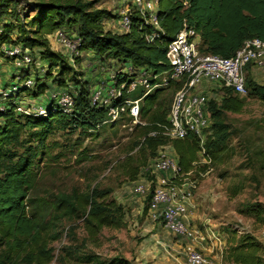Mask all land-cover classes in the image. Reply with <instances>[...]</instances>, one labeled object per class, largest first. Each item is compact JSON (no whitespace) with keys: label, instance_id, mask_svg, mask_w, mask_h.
Here are the masks:
<instances>
[{"label":"trees","instance_id":"trees-1","mask_svg":"<svg viewBox=\"0 0 264 264\" xmlns=\"http://www.w3.org/2000/svg\"><path fill=\"white\" fill-rule=\"evenodd\" d=\"M102 1L38 0L35 16L30 22L21 24L15 15L16 1L0 0V46H19L31 56L32 66L37 71L43 69L35 78L38 91L28 94L33 97L42 95L47 89L51 92L68 90L74 97L71 116L50 113L45 118L28 117L11 110L0 124V264H50L54 260L53 244L61 239L65 228L69 227L71 233L73 225L82 219L86 235L95 238L104 228L119 227L118 221L124 215L122 207L114 201L103 200L97 190L86 194L62 192L45 197L37 189L40 176L35 170L36 159L50 158L43 150L38 156L30 144L25 148V142L20 140L22 130L29 129L30 137L44 147L55 129V121H64V128L82 129L94 136L105 126L116 125H103L107 120L106 110L91 105L92 89L98 81L83 79V73L75 68L79 58L73 60V65L68 54L51 47L49 36L57 30H64L68 37L80 39L79 53H91L100 62L109 59L121 66L128 65L151 73L167 69V45L183 24L199 34L198 51L202 55L229 58L246 40H264V0H158L156 14L161 31L152 43L145 40L152 28L144 25L137 12L131 15L128 33L105 30L103 23L118 15L100 8ZM251 69V65H247L245 87L264 100V85L258 84L253 76V79L249 77ZM116 79L117 82L124 80L121 76ZM185 84H176V90L183 89ZM161 92L157 90L142 99L139 118L148 121L144 122L145 125H135L142 127L145 134L143 142L151 150L168 142L163 137L148 135L156 128L155 123L167 122ZM141 95L142 90H136L130 98L137 99ZM243 98L226 90L223 96L208 103L211 133L202 145L191 134L170 142L183 173L194 169L195 163L200 161V154L212 161L219 159L228 149L230 131L226 114L240 113L245 105ZM154 108L155 112L152 111ZM20 119L24 121L20 123ZM58 157L54 156L52 161ZM205 167L203 165L201 169ZM263 212L260 205L247 207V214L261 222H264ZM231 235V240L222 249V264H264L263 246L252 234L242 232L238 235L234 231ZM76 251L63 248L58 263L65 264L67 260L74 259L76 264H102L97 257Z\"/></svg>","mask_w":264,"mask_h":264},{"label":"rangeland","instance_id":"rangeland-1","mask_svg":"<svg viewBox=\"0 0 264 264\" xmlns=\"http://www.w3.org/2000/svg\"><path fill=\"white\" fill-rule=\"evenodd\" d=\"M15 1V15L20 23L30 22L36 14L38 0ZM119 3L120 0H104L99 7L117 14ZM116 21L118 17L107 25L104 22L105 30L116 32ZM48 41L54 50H61L50 38ZM78 58L76 70L83 73V79L95 83L103 77L109 79L113 71L121 68L120 64L109 59L100 62L91 53L82 52ZM32 68V76L39 77L40 71L34 66ZM251 73L252 69L248 73L250 78ZM16 74L12 64L0 57V87L13 85L15 80L12 76ZM256 82L264 85V80ZM207 86L209 102L216 101L226 93V90L211 84ZM176 88L177 85H171L162 89L165 119L178 92ZM36 91L34 87L29 93ZM30 94L28 97H32ZM42 96L45 98L46 94ZM243 99L245 105L240 113L226 114L230 131L228 149L219 159L211 161L212 171L199 180L194 193V227L191 226L208 239L209 235H213V240L221 241L225 247L234 231L238 235L249 233L264 249V222L247 214V207L251 204L260 205L264 210V100L252 94L250 88ZM26 102L24 99L19 100L20 104ZM128 119L123 116L116 125L105 126L96 136L82 129L64 128V121H55V129L46 139L44 147L30 137L29 129L20 132V140L25 142V148L30 144L38 156L42 150L48 152L50 159L48 156L43 157V160L36 159L38 164L35 170L40 176L37 189L42 195L53 197L62 192L86 194L97 190L103 200L114 201L124 212L123 218L118 221L119 227L104 228L95 238L86 235L82 219L73 225L71 233L69 227L65 228L61 239L53 244L54 260L50 264H59L57 259L65 247L95 256L102 264H179L183 261L184 244L180 253L157 245L155 238L160 234L152 229V224L157 223H152L147 217V198L131 194L133 185L142 177V169L152 161L161 146L151 150L143 142L145 134L142 127H135ZM19 121L22 123L24 120ZM170 142H166L163 147L170 148ZM58 155L57 160L52 161ZM198 159L203 160L201 154ZM164 238L170 240L166 236ZM65 264L76 263L73 259L67 260Z\"/></svg>","mask_w":264,"mask_h":264},{"label":"built area","instance_id":"built-area-1","mask_svg":"<svg viewBox=\"0 0 264 264\" xmlns=\"http://www.w3.org/2000/svg\"><path fill=\"white\" fill-rule=\"evenodd\" d=\"M157 1L120 0L116 32L128 33L131 30V15L137 12L144 25L152 28L145 40L148 43L154 42L161 31L156 14ZM49 38L68 54L74 65L73 60L80 56V39L77 36L68 37L64 30L55 31ZM199 45V34L183 24L167 45L165 60L168 67L165 71L151 73L125 65L113 71L109 79L101 78L92 89L91 105L106 110L107 120L103 125L118 123L123 116L131 119L134 126L145 125L139 118L142 99L157 90L186 83L176 93L167 122L155 123L156 128L148 135L160 136L170 142L184 139L191 134L202 145L206 136L211 133L212 123L208 116L207 85L230 90L233 95L241 98L246 97L247 65L264 70V40H246L229 58L202 55L198 51ZM0 54L17 71L12 77L15 80L13 85L0 87V124L11 110L28 117L45 118L50 113L73 115L74 97L68 90L47 91L45 98L41 95L40 101L28 97L36 82L31 74L33 60L27 52L22 51L19 46L8 47L3 44L0 46ZM40 71L43 69L40 68ZM117 76L124 80L117 82ZM136 90H142L141 97L130 98ZM20 99L27 102L20 104ZM210 164V158L203 157L202 161L195 163L191 172L183 173L171 148L161 146L152 161L142 169V179L131 189V194L138 198L150 197L147 206L148 219L152 223H160L165 231L183 242V264H216L196 249L197 242H204L208 238L194 229L189 222L195 212L194 193L198 189L199 180L212 171ZM203 165H206L204 170L201 169Z\"/></svg>","mask_w":264,"mask_h":264},{"label":"crops","instance_id":"crops-1","mask_svg":"<svg viewBox=\"0 0 264 264\" xmlns=\"http://www.w3.org/2000/svg\"><path fill=\"white\" fill-rule=\"evenodd\" d=\"M111 22H113V19L108 20L106 22V25L108 23H111ZM114 23L116 25L117 21ZM50 41H52V43H54L52 39H50ZM42 64H44V62H42ZM252 76L254 77L255 81L264 80V70L253 67L252 68ZM33 97L37 101H40V99L42 98L41 95H36ZM139 179H142V177ZM194 214L190 217V220H189L190 224L193 227H194V224H192V222L195 219V217H193ZM152 225H154V227L152 226V229H154L155 233H157V234L159 233L161 235V236L159 235L157 238H155L156 244L160 245L161 248H163V249H166V248L171 249L173 253H180V251L182 250L181 246H183V242L180 241L179 239L175 238L173 235H171L167 231H165L160 223L152 224ZM155 226H156V228H155ZM164 236H166L170 240H166L164 238ZM195 247L199 252H201L204 256H206L209 260H212L216 264H222L221 253H222V249L225 246L221 243V241L216 242L215 240H213V235L212 236L209 235V239L204 241V242H197L195 244ZM182 258H183V256L181 257V259ZM183 263H184V258H183L182 262H179V264H183Z\"/></svg>","mask_w":264,"mask_h":264}]
</instances>
